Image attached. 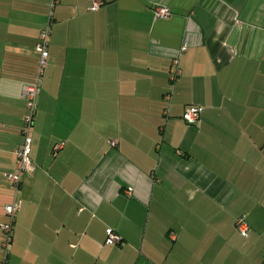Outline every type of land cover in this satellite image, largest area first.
<instances>
[{"label": "crops", "instance_id": "1", "mask_svg": "<svg viewBox=\"0 0 264 264\" xmlns=\"http://www.w3.org/2000/svg\"><path fill=\"white\" fill-rule=\"evenodd\" d=\"M92 1L0 0V223L21 204L0 261L264 264V0ZM49 23L35 170L15 187Z\"/></svg>", "mask_w": 264, "mask_h": 264}, {"label": "built area", "instance_id": "2", "mask_svg": "<svg viewBox=\"0 0 264 264\" xmlns=\"http://www.w3.org/2000/svg\"><path fill=\"white\" fill-rule=\"evenodd\" d=\"M56 0H53L55 3ZM104 4V0H93L89 6V10H97L101 5ZM54 5V4H53ZM156 18H164L170 14V10L167 7L159 6L154 10ZM51 28L50 23L43 29L39 35L38 42L36 43V51L39 55L37 72L33 81L23 86V97L26 100L28 114L24 120V126L22 133L24 136L23 143L16 150L17 164L16 169L13 172H10L6 175L8 181L15 187H19L23 178L34 172L35 164L31 159V145H32V136L31 128L34 122L35 113L37 110V97L41 92L44 74L46 67L48 65L49 58V36ZM186 49V45L182 47V50ZM180 70L177 67L172 74V80L176 79L179 75ZM203 110L202 106L191 105L184 113V119L189 124H194L198 121L200 114ZM21 208L20 202H13L6 205L5 213L9 217L7 223H0V227L5 232V237L3 239V247L7 251L9 244L12 240V230H13V221L14 214ZM236 229L244 236L248 235L250 230L249 224L246 221L244 215L238 217L235 222ZM121 240V237L117 235L112 229L107 230V243L114 244ZM0 264H5V258L1 259Z\"/></svg>", "mask_w": 264, "mask_h": 264}]
</instances>
